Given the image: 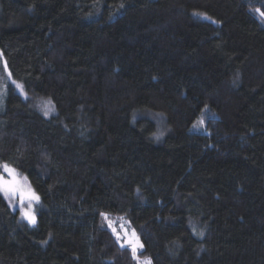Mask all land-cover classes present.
<instances>
[{
	"label": "trees",
	"instance_id": "trees-1",
	"mask_svg": "<svg viewBox=\"0 0 264 264\" xmlns=\"http://www.w3.org/2000/svg\"><path fill=\"white\" fill-rule=\"evenodd\" d=\"M261 13L0 0V167L39 197L30 227L0 192V264H264Z\"/></svg>",
	"mask_w": 264,
	"mask_h": 264
},
{
	"label": "rangeland",
	"instance_id": "rangeland-1",
	"mask_svg": "<svg viewBox=\"0 0 264 264\" xmlns=\"http://www.w3.org/2000/svg\"><path fill=\"white\" fill-rule=\"evenodd\" d=\"M12 85L15 87V89L19 92H21V89L17 87V85L11 80ZM20 85V84H19ZM21 86V85H20ZM23 95V94H22ZM41 106L40 108L45 112L47 110V114L51 113L52 108L50 104L47 102L39 103ZM154 120L157 122V124L161 127L163 124L162 119L160 116H155ZM3 166V165H2ZM0 167V174L4 176L5 179H11L6 172H4L3 167ZM10 168V167H9ZM15 178L20 187L24 190L25 193H35L33 189L31 188L29 182L27 179L15 172ZM5 200L7 201L9 207L13 210L16 211L22 221L26 223L28 226L33 227L36 223V218H35V211L36 207L39 204V199L38 200H29L27 196H21L19 193L13 195L12 193H9L7 196L5 195L4 192L0 191ZM36 195V193H35ZM37 196V195H36ZM21 200H23V204H21ZM29 204H31V208L29 209ZM30 211L31 215L34 216L35 218V223H29L27 219L24 218L23 213ZM108 228L112 231L114 234L115 238L117 241L123 245V246H128L132 249V246L136 247V252L138 249L141 248L140 242L136 236H133V231L129 227L128 223L125 220H109L107 222ZM119 237V239H118ZM138 241V242H137ZM146 261H139V264H145Z\"/></svg>",
	"mask_w": 264,
	"mask_h": 264
},
{
	"label": "snow or ice",
	"instance_id": "snow-or-ice-1",
	"mask_svg": "<svg viewBox=\"0 0 264 264\" xmlns=\"http://www.w3.org/2000/svg\"><path fill=\"white\" fill-rule=\"evenodd\" d=\"M197 15H203V14H197ZM261 15H264V13H261ZM205 19H208L207 16L204 17ZM215 23V21H213ZM18 88L21 89V92L23 93V89L20 85H17ZM45 115H47V110L45 111ZM203 123V121H201ZM4 169V172L8 174V176L11 179H5L2 174H0V191L4 192L5 195L7 196L9 193H12L13 195L19 193L21 196H27L29 200H38L39 197L35 195V193L29 192L25 193L22 187L18 184L15 178V169L9 168L7 165L2 166ZM21 204H23V200H21ZM31 208V204H29V209ZM24 218L29 221V223L34 224L35 223V218L34 216L31 215L30 211L24 212L23 213ZM101 215H104L103 213ZM107 219V217H105ZM135 236V233L132 234ZM119 239V237H118ZM138 242V241H137ZM132 252L133 256L135 257L136 254V247L132 246ZM145 264H151L150 260H147Z\"/></svg>",
	"mask_w": 264,
	"mask_h": 264
}]
</instances>
